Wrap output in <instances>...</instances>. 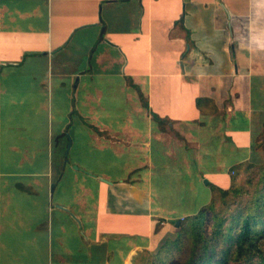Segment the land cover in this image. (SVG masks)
I'll return each instance as SVG.
<instances>
[{
  "label": "crops",
  "instance_id": "1",
  "mask_svg": "<svg viewBox=\"0 0 264 264\" xmlns=\"http://www.w3.org/2000/svg\"><path fill=\"white\" fill-rule=\"evenodd\" d=\"M263 136L264 0H0V264H135Z\"/></svg>",
  "mask_w": 264,
  "mask_h": 264
},
{
  "label": "trees",
  "instance_id": "2",
  "mask_svg": "<svg viewBox=\"0 0 264 264\" xmlns=\"http://www.w3.org/2000/svg\"><path fill=\"white\" fill-rule=\"evenodd\" d=\"M232 174L228 188L212 185L210 203L135 264H264V160L237 164Z\"/></svg>",
  "mask_w": 264,
  "mask_h": 264
},
{
  "label": "rangeland",
  "instance_id": "3",
  "mask_svg": "<svg viewBox=\"0 0 264 264\" xmlns=\"http://www.w3.org/2000/svg\"><path fill=\"white\" fill-rule=\"evenodd\" d=\"M73 167H74V165H73ZM246 176H247V174H246V172H242L240 175H239V177H238V181H243L245 178H246ZM233 177V174H232V170H231V178ZM202 196H199V197H197V198H195L194 200H191V202L192 203H187V206L188 207H192V208H194V207H196V205H198V203H200L201 201H202ZM180 202H181V204H177L178 206H177V208L178 209H180L181 211L184 209L183 207H185V206H183L185 203H182L183 201H185V200H179ZM183 220V219H182ZM171 224H172V226H171V230H173V231H169V232H167V235H166V237H165V239H167V238H169V237H172V236H174L175 234H176V224H174V222H171ZM165 239L161 242V243H163L164 241H165ZM160 243V244H161ZM159 247V246H158ZM158 249V248H157ZM156 249V250H157ZM156 250L155 251H151V252H156Z\"/></svg>",
  "mask_w": 264,
  "mask_h": 264
},
{
  "label": "water",
  "instance_id": "4",
  "mask_svg": "<svg viewBox=\"0 0 264 264\" xmlns=\"http://www.w3.org/2000/svg\"><path fill=\"white\" fill-rule=\"evenodd\" d=\"M179 223H180V222H179V221H177V222H176V225H178Z\"/></svg>",
  "mask_w": 264,
  "mask_h": 264
}]
</instances>
